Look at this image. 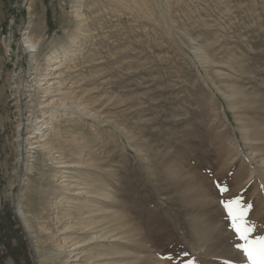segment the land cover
<instances>
[{
    "label": "rangeland",
    "instance_id": "obj_1",
    "mask_svg": "<svg viewBox=\"0 0 264 264\" xmlns=\"http://www.w3.org/2000/svg\"><path fill=\"white\" fill-rule=\"evenodd\" d=\"M66 52L80 111L37 87ZM51 127L60 155L40 146ZM261 238L264 0H0V264H253L238 246Z\"/></svg>",
    "mask_w": 264,
    "mask_h": 264
},
{
    "label": "bare ground",
    "instance_id": "obj_2",
    "mask_svg": "<svg viewBox=\"0 0 264 264\" xmlns=\"http://www.w3.org/2000/svg\"><path fill=\"white\" fill-rule=\"evenodd\" d=\"M78 15H76V17H77ZM80 16V15H79ZM78 16V17H79ZM83 18V17H82ZM82 21L83 20H81L80 22H79V25L82 23ZM72 42H74V40L73 41H70L69 43H72ZM26 43H27V45H28V47L29 48H31L32 50L30 51V52H34L35 51V45H33V44H31L30 42H28V41H26ZM68 51V50H67ZM69 52H66L65 54L66 55H64L63 57H64V59L62 58V59H60V60H58V62H55V64H54V66L56 65V67L55 68H53L54 70H56V71H59L57 74H53V77L52 78H50L49 80H52L51 82L50 81H47V82H44L43 83V81H45V80H48V79H41V80H38V85H37V87L40 89V87L41 86H45L44 88H41V93L42 94H45V95H51L53 92H55V93H57V96H55V97H58V98H56V99H52V100H50L49 102H47V104H45L46 106H49V105H54V106H57L58 108H61L62 110L64 109H66V110H68V111H80L81 110V103L79 102V100H78V96H73V94L72 95H69V92H68V90H66V91H62L63 90V88H64V72L65 71H62L61 72V70H63L64 69V67H63V64H62V62L63 61H65V57H67V54H68ZM34 55V54H33ZM210 65V62L208 63L207 62V67ZM66 67V66H65ZM53 69H51V70H53ZM39 78V77H38ZM45 78V77H44ZM224 79V78H223ZM40 83V84H39ZM40 86V87H39ZM240 92V91H239ZM238 91H237V89H236V87L233 85V86H230L229 87V95H228V97H226V98H235L236 99V101H237V105H245V104H247L248 103V99L245 97V96H239V93ZM72 93V92H71ZM56 95V94H55ZM54 96V95H53ZM45 107V106H44ZM54 119V120H53ZM95 119H97L96 117H95ZM51 122H56L57 120H56V118H54V116L52 115V117H51ZM37 121V120H36ZM57 123V122H56ZM26 127V126H25ZM50 128V127H49ZM36 130H39V129H36ZM67 133V131L66 130H62V131H58V129L56 130L55 129V127L54 128H52L51 127V131H50V133L49 134H46V135H44V143L42 144V145H40L41 147H42V149H45L46 148V146H49L48 147V151L46 152L47 153V155L49 154V155H53V154H51L52 153V151L53 150H58V152L57 151H55V155H57V153H59V155H60V151H59V149L60 148H62V147H60L59 146V144L61 143V141L63 140V138H64V136H65V134ZM62 159L63 158H60L59 157V159L57 160V163H56V165H57V167L55 168V169H65V168H67L68 169V167L67 166H70L68 163H66L65 161H62ZM68 164V165H67ZM55 165V166H56ZM47 166V165H46ZM72 167L74 166V165H71ZM53 171V170H52ZM56 174V173H55ZM70 179H73V178H69V180ZM73 181V180H72ZM61 182H64V181H61ZM60 182V183H61ZM74 182H78V181H74ZM60 183H59V185H60ZM68 185H71V184H68ZM79 185V184H78ZM95 185V184H94ZM77 186V185H76ZM96 186V185H95ZM83 188V187H82ZM83 191H85V193L86 194H91L92 196H103L102 197V199H108L110 196H109V194H102V193H100L101 191L99 190V188L98 187H94V191H92V190H87L86 188H83L82 189ZM87 190V191H86ZM81 194H82V192H81ZM93 198V197H92ZM86 201V203L88 204L89 203V199H86L85 200ZM93 201V200H92ZM86 208H84V207H79V210L76 208L75 210H74V212L71 214V216H67L66 218H68V220L69 221H72V220H77V221H75L76 223H75V225L77 226V228L79 229V230H84L85 228H88V226H91V225H94V219L93 218H89V219H86L85 217H83L84 216V214H83V212H81V211H84ZM94 209H92V208H90V210L88 211V212H91V211H93ZM21 215L23 216V212H21ZM113 216V218H114V214H108V215H105V217H107V219L110 221V222H112V220L113 219H111V217ZM92 239V238H91ZM72 241V244L69 246V247H71L70 248V251H72V250H76V249H78L79 247V244H81V243H83V242H86L87 241V239H81V238H78V236L76 237V238H73V239H71ZM86 246H87V244H86ZM69 247H67L66 249H68ZM85 248V247H84ZM91 248V246L90 247H88V249H90ZM81 250V249H80ZM69 251V252H70ZM80 253V252H79ZM115 253H117V254H119V252H115ZM113 255V253H110V252H108V253H102V254H99V255H96V256H94V255H89L88 257H85L84 255H82L81 256V258L80 259H78V261H80L81 259H82V262H81V264H93V263H95L97 260H99L98 258H100V257H103V258H105V257H109V256H112ZM66 261V260H65ZM75 261H77V259H75ZM119 264H122V262H120Z\"/></svg>",
    "mask_w": 264,
    "mask_h": 264
},
{
    "label": "snow or ice",
    "instance_id": "obj_3",
    "mask_svg": "<svg viewBox=\"0 0 264 264\" xmlns=\"http://www.w3.org/2000/svg\"><path fill=\"white\" fill-rule=\"evenodd\" d=\"M238 200H233L230 202H225L224 207L228 212L229 216L233 218L235 221L233 228L234 231L239 235L240 239L247 242L248 241V233L251 231V228L246 226V222L243 221V217L247 213V209L240 210L238 208ZM258 244V248L253 247H244V245H239L238 247L242 248L246 255L249 256L250 259H253L254 254L259 255V261L253 259V264H264V238H261L260 241L256 242Z\"/></svg>",
    "mask_w": 264,
    "mask_h": 264
}]
</instances>
